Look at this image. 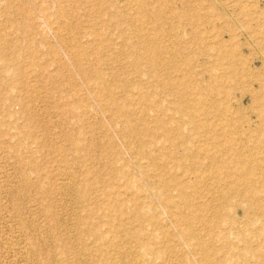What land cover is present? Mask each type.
I'll return each mask as SVG.
<instances>
[{
	"label": "rangeland",
	"instance_id": "1",
	"mask_svg": "<svg viewBox=\"0 0 264 264\" xmlns=\"http://www.w3.org/2000/svg\"><path fill=\"white\" fill-rule=\"evenodd\" d=\"M142 2L0 0V264H124L119 239L130 232L132 245L162 253L137 244L144 262L264 264V0ZM78 44L90 63L69 54ZM185 73L217 87L208 118L195 119L240 126L229 136L243 157L220 144V129L198 135L186 122L180 109L194 96L173 82ZM198 143L250 177L236 186L201 155L180 158ZM249 186L262 190L253 202Z\"/></svg>",
	"mask_w": 264,
	"mask_h": 264
},
{
	"label": "bare ground",
	"instance_id": "2",
	"mask_svg": "<svg viewBox=\"0 0 264 264\" xmlns=\"http://www.w3.org/2000/svg\"><path fill=\"white\" fill-rule=\"evenodd\" d=\"M137 5H138V7H141L142 6V0H137ZM58 5V4H57ZM59 9L61 8L60 6L58 7ZM58 9V10H59ZM59 12H60V10H59ZM58 11H57V13H59ZM140 19V18H139ZM10 33V32H9ZM59 33V32H58ZM61 35V34H60ZM58 36V35H57ZM150 37V36H149ZM144 38V37H143ZM148 38V37H147ZM8 39V38H7ZM142 40V39H141ZM145 40V39H144ZM150 41V40H149ZM78 42V41H77ZM145 42H146V40H145ZM145 42L144 43H142L144 46H146V44H145ZM148 42V41H147ZM5 43V41H0V63L1 62H7L8 61V58L5 56L6 54H4V44ZM224 45V44H223ZM222 45V46H223ZM6 46V45H5ZM225 46V45H224ZM188 48V47H187ZM226 48V47H225ZM225 48H224V50H225ZM5 49H6V47H5ZM224 50H216V52H217V54L219 55L220 53V56L222 55V54H224V53H227V52H225ZM231 51H232V49H230ZM215 51V50H214ZM154 52V51H153ZM69 54L72 56V57H75L76 59H77V61L78 62H82V61H86L87 62V64H88V62L90 63V61H88L86 58V56H85V48H84V46L83 45H80V44H78V46H76V48L75 49H69ZM154 54V53H153ZM156 54V53H155ZM217 54L215 55V57L217 56ZM228 54V53H227ZM226 55V54H225ZM229 55H231V52H230V54ZM154 56V55H153ZM227 56V57H226ZM225 57L226 58H228V55H226ZM217 57H219V56H217ZM224 57V56H223ZM230 57V56H229ZM135 60H134V62H135V64H139V63H141L143 60V58H142V56L141 57H136V58H134ZM150 59V58H149ZM149 59H146V61L147 62H149V64H153L154 62H153V58L151 59V61L149 60ZM221 58H219L218 60H220ZM228 60H230V59H228ZM233 60V59H232ZM76 61V60H75ZM168 61V60H167ZM217 61V60H216ZM221 61V60H220ZM145 62V61H144ZM229 63V62H228ZM215 64V63H214ZM222 64H224V63H220L219 61H217L216 62V65L218 66L217 68H224V69H226L227 67H224ZM228 65V64H227ZM226 65V66H227ZM231 65V64H230ZM230 65H228V66H230ZM172 68H174V66H171ZM175 70H178V68H176V66H175V68H174ZM233 69V68H232ZM174 72V71H173ZM228 75H229V73H228ZM188 75L185 73L184 74V76L182 75L180 78H177V79H175L173 82H174V85H177V86H179L181 89H182V92L185 94L184 96L185 97H187L188 96V94H192L194 97L190 100V101H186V102H184V105H183V107L180 109V111H181V114L183 115V117L186 119V122L187 123H190V125L192 126V128H194L195 129V133L196 134H198V135H200V134H203V133H205L206 135L207 134H210V132L211 131H209L208 129H212V130H214V127L216 128V130L217 129H220V132H219V136L220 137H222V139H223V142L221 143L220 142V144L223 146V147H226V150L228 149L230 152L231 151H236V153H238L239 155H241L242 156V154H243V152L241 153V150H242V147H240V146H238V144L234 141V139L232 138V137H230L229 135L231 134V133H233V132H238L241 128H240V126H232V124H231V122L229 121V122H223L222 120H221V123H224V126L223 127H220L221 125L219 124V121L218 122H212L213 124L212 125H210V123L208 122V121H200L199 119H195V117H198L200 114H203V116H204V118H208L207 117V113H208V109L206 108V106L204 105V102H205V96H208L209 95V93L211 92V93H213V94H215L214 92H216L217 91V87L215 88L214 86H212L211 85V87H208L209 88V90H207V87H204L203 85H200V84H202V83H200L201 81H199L196 85H193V84H191V83H189L188 82V80H187V77ZM96 77L99 79V76H98V74H96ZM186 78V79H185ZM210 79H212V78H210ZM222 79V78H221ZM212 81V80H211ZM222 82V81H221ZM200 83V84H199ZM224 83V82H223ZM107 99L110 101V102H113V97H112V94H111V92H108L107 93ZM216 99V98H215ZM200 103V104H199ZM197 104H199V105H201V108H197ZM207 105V104H206ZM200 107V106H199ZM218 108H219V106H218ZM119 111V114H122L123 115V113H122V111L121 110H118ZM213 115H215V113L213 114ZM206 116V117H205ZM207 120V119H206ZM216 124V125H215ZM220 125V126H219ZM210 126H212V128L210 127ZM215 130V131H216ZM168 131H170V130H168ZM152 133H154V131H152ZM213 133H215V132H213ZM215 135V134H214ZM212 136V135H211ZM210 143V142H209ZM209 143H198V144H196V145H194L195 147L194 148H190L191 150H192V152H191V150H188L187 148H186V150H188V151H186V152H183L182 154H181V156H180V158H183V159H187V158H192L193 156L194 157H198V154L199 155H201V160H203V161H207L208 163H212L213 165L215 164V166L217 167L216 168V172L218 171V170H220V169H222V168H224V170H223V172L222 173H224V175L226 176V177H231V180H230V182L232 183V184H235L236 186L238 185V184H240V179H244V178H246V177H250V174H251V168L250 167H246L245 165H243L242 163V161H241V165H237V163H234L233 165H232V163H231V161H230V159H232V156L230 155V153L228 152V153H225L224 152V154L223 155H219V156H213V154H211L210 152H209V150H210V148H209V146H208V144ZM183 144V143H182ZM213 144V143H212ZM184 145V144H183ZM213 147H214V145H213ZM212 147V148H213ZM222 148V147H221ZM220 149V148H219ZM141 150L142 149H140V152H141ZM225 150V151H226ZM216 155V154H215ZM244 155V154H243ZM240 157V156H239ZM243 157V156H242ZM242 157H240V158H242ZM153 159V160H152ZM151 164L153 165V166H155L156 164H155V161H154V158H151ZM241 160V159H240ZM233 161V160H232ZM234 162H236V160L234 161ZM237 162H239L240 163V161H237ZM230 163V164H229ZM207 164V163H206ZM213 167V166H212ZM259 172V171H258ZM158 173H160V172H158ZM157 173V174H158ZM261 173V172H260ZM253 174H254V172H253ZM257 175V174H256ZM258 175L259 176H263V174L261 173V174H259L258 173ZM158 176H160V177H158V178H161L162 179V174H158ZM240 178V179H239ZM243 179H242V182H243ZM250 179V178H249ZM264 179V178H263ZM213 180V179H212ZM246 180V179H245ZM199 181V180H198ZM197 181V183H199ZM215 181H218L217 179L215 180ZM214 181V182H215ZM246 182V181H245ZM218 183V182H217ZM89 184V183H88ZM87 184V185H88ZM248 184V183H247ZM252 184V183H251ZM194 185V184H193ZM180 187H179V189L180 190H182L183 189V187H185L186 185L185 184H182V185H179ZM85 187H87L86 186V184H84V186H83V188H85ZM87 189V188H86ZM232 189H234V187L232 188ZM242 190H244L243 191V193L246 195V197L248 198V199H250V201L251 202H253V200H251V199H253L254 198V196H256V195H258V194H260L261 192H259V191H262V190H259V189H257L256 188V186H254V187H245L244 189H242ZM241 190V191H242ZM229 191H230V188H225L224 190H223V192H221V195H223V194H227V193H229ZM233 192V191H232ZM241 193V192H240ZM264 193V192H263ZM180 194H183L181 191H180ZM242 194V193H241ZM182 196H184V197H186L187 199H186V201H188L187 202V204H188V206H193L192 204V201L193 200H191V197H187L185 194L184 195H182ZM223 197V196H222ZM190 198V199H189ZM249 201V202H250ZM247 202H248V200H247ZM248 202V203H249ZM168 205V204H167ZM252 205V204H251ZM205 207H204V209H206L207 207H206V205H204ZM115 207H117V206H115ZM201 208H203V207H201ZM200 207H195L194 209L196 210V211H198V209H200V210H204V209H201ZM194 210V211H195ZM177 212H179V211H177ZM213 212V211H212ZM178 214V213H177ZM133 215V214H132ZM186 215V214H185ZM188 215H190L189 213H188ZM188 215H186V216H184V217H182L184 220V224H185V229H183V231H182V233L183 234H185V235H191L190 234V231H192V224H191V222H190V217L188 216ZM196 216V215H195ZM85 217V216H84ZM199 217H200V215H199ZM87 218V217H86ZM195 218H198V216L197 217H195ZM199 219V218H198ZM201 219V218H200ZM215 219H216V217H215ZM120 220V219H119ZM99 222H101L100 220H98ZM121 221V220H120ZM200 221V220H199ZM82 222V221H81ZM84 226H85V229L89 232V234L92 236V238H94V239H99L100 238V236H99V233H98V231H96L97 230V227H96V223L95 222H93L91 219H89V220H85L84 222ZM117 223V222H116ZM81 224V223H80ZM201 224V223H200ZM209 224H210V221H209ZM98 226H100L99 224H98ZM121 226V225H120ZM124 227V226H123ZM96 228V229H95ZM109 228V227H108ZM206 229H208V228H206ZM206 231V230H205ZM87 232V233H88ZM125 232H127V231H125ZM262 230H261V234H262ZM85 233V232H84ZM207 233V232H206ZM264 234V233H263ZM134 234L133 233H131L130 232V234H128L127 233V235H125L124 237H122L121 238V240L119 239V241H120V244H122L121 246L123 247L122 248V250H121V252L120 253H122V255L123 256H125V258H126V261H125V263L124 264H154V263H151V262H144L142 259H140V258H138V257H136L133 253H132V251H133V247L134 246H136L137 244H138V246H140V248L142 249V250H144L145 252H152L153 253V255L154 256H160L162 253H161V251H160V249H152V248H150L146 243H144V241H141V240H136L137 242V244H131L129 241H128V238L129 237H132ZM137 235H138V232H137ZM223 235V234H222ZM106 236V235H105ZM114 236V235H113ZM134 236H136V235H134ZM226 235L224 234V236L223 237H225ZM107 237V236H106ZM108 237H110V236H108ZM107 237V238H108ZM120 237H121V235H120ZM196 237V236H195ZM194 237V238H195ZM218 237V236H217ZM222 237V238H223ZM262 237H264V236H262ZM116 238V237H115ZM114 238V239H115ZM136 238H137V236H136ZM135 238V239H136ZM219 238H221V237H219ZM197 239H198V243H197V245H199V247H202V248H205L204 247V245L206 244L205 243V241H203L202 240V242H201V239L199 240V237L197 236ZM112 240V239H111ZM110 240V241H111ZM132 240H134L133 238H132ZM163 240V239H162ZM205 240V239H204ZM113 241V240H112ZM111 241V242H112ZM114 241H116V239L114 240ZM110 242V243H111ZM134 242H135V240H134ZM163 242V241H162ZM206 242H207V240H206ZM83 245H85V244H83ZM100 246V245H99ZM153 247V246H152ZM154 248V247H153ZM98 250L99 249H101V248H97ZM87 250V249H86ZM95 250H96V248H95ZM204 250V249H203ZM65 251V250H64ZM70 252V251H69ZM91 252V251H90ZM25 253V252H24ZM75 253H77V252H75ZM100 253H101V255L103 256V257H106L105 255L106 254H103V252H102V250H100ZM70 254V253H69ZM203 255H207L208 256V253L206 252V253H204V251H203V253H202ZM26 255L27 256H29L28 255V253H26ZM75 255V254H74ZM256 256H258V255H256ZM31 264V263H30ZM156 264V263H155Z\"/></svg>",
	"mask_w": 264,
	"mask_h": 264
}]
</instances>
